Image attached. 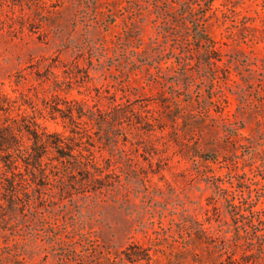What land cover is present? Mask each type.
I'll list each match as a JSON object with an SVG mask.
<instances>
[{"label":"rangeland","instance_id":"rangeland-1","mask_svg":"<svg viewBox=\"0 0 264 264\" xmlns=\"http://www.w3.org/2000/svg\"><path fill=\"white\" fill-rule=\"evenodd\" d=\"M1 95L104 187L0 195V264H226L264 232V0H0Z\"/></svg>","mask_w":264,"mask_h":264},{"label":"trees","instance_id":"trees-1","mask_svg":"<svg viewBox=\"0 0 264 264\" xmlns=\"http://www.w3.org/2000/svg\"><path fill=\"white\" fill-rule=\"evenodd\" d=\"M194 31L195 40L200 46L206 47L211 53H217L213 50L214 44L204 25L196 24ZM209 63L214 64L211 61ZM9 106V99L1 95L0 113H8ZM75 107L74 104L68 105L63 118L69 119L72 123L82 120L83 117L95 120L89 111ZM12 122L14 126L0 125V195L5 200L14 201L21 192L27 195L26 184L34 183L39 186L41 180L49 177L48 172L52 174L54 170L59 169L58 165L62 166L64 175L73 182V185L80 184L92 191L103 189L104 185L98 178L96 168H92L95 169L92 172L88 161L83 160L85 158L82 152L77 150V146L68 143L63 135L41 130L37 122H26V119L19 125L17 120ZM54 161L58 164H53ZM50 166L51 169L48 168ZM256 237L254 248L248 250L249 254L241 260L234 259L226 264H264V232H256ZM135 256L144 259L134 253L127 255V259Z\"/></svg>","mask_w":264,"mask_h":264}]
</instances>
